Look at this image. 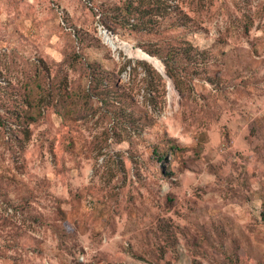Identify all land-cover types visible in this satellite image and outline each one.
<instances>
[{"label": "rangeland", "instance_id": "rangeland-1", "mask_svg": "<svg viewBox=\"0 0 264 264\" xmlns=\"http://www.w3.org/2000/svg\"><path fill=\"white\" fill-rule=\"evenodd\" d=\"M121 1L0 0V264H264V0H175L214 83L156 108Z\"/></svg>", "mask_w": 264, "mask_h": 264}, {"label": "trees", "instance_id": "trees-1", "mask_svg": "<svg viewBox=\"0 0 264 264\" xmlns=\"http://www.w3.org/2000/svg\"><path fill=\"white\" fill-rule=\"evenodd\" d=\"M174 2L175 0H123L120 5L117 4L109 9L103 23L109 29H113L115 26L128 28L133 34L150 36L157 34L160 41L140 44L141 48L150 56L140 50H137L135 55L138 54L139 58L145 61H148L149 58L158 57L164 63L166 73L180 95L186 97L188 93L194 90L193 81L200 75H206V80L211 83H214V80L207 75L209 72L206 69L205 58L199 57L200 53L195 51L193 44L177 41L178 35L172 36L179 28L185 26L186 22L184 21L187 18L180 6ZM159 32H168V34L166 37L165 35L161 37ZM204 63L205 65L201 68ZM128 64L131 65L132 62H128ZM127 66L124 65L122 69H127ZM139 68L144 73L141 82L147 87V95L150 96L152 104L156 108V99L161 95V87L165 90L164 77L147 62H136L133 71L137 76L140 73L138 72ZM92 69L93 67L90 68L91 72L88 75L89 84L83 90L82 95H87L89 98L98 95H134L131 92L134 90L132 86L131 91H126L117 81H112L109 73L101 69V64L96 69ZM67 87L63 91L59 88L57 90L58 95H77V93H68ZM128 120L130 123L136 124L133 117H128ZM137 122L140 124V120ZM175 149L178 147L174 144L171 146V150ZM164 157L159 156L158 159L163 161ZM163 235H165L164 231ZM160 252L164 254V247L160 249Z\"/></svg>", "mask_w": 264, "mask_h": 264}, {"label": "water", "instance_id": "water-1", "mask_svg": "<svg viewBox=\"0 0 264 264\" xmlns=\"http://www.w3.org/2000/svg\"><path fill=\"white\" fill-rule=\"evenodd\" d=\"M150 56V55H149ZM158 70V69H157ZM159 71V70H158ZM164 71H165V73H163V72H161V71H159L160 72V74L168 81V83H169V85H170V83H172V80L169 78V76L167 75V73H166V69H165V67H164Z\"/></svg>", "mask_w": 264, "mask_h": 264}, {"label": "bare ground", "instance_id": "bare-ground-1", "mask_svg": "<svg viewBox=\"0 0 264 264\" xmlns=\"http://www.w3.org/2000/svg\"><path fill=\"white\" fill-rule=\"evenodd\" d=\"M106 39H107V41H108L110 44H112L111 41H110V39H109L108 37H107ZM163 73H165V71H164Z\"/></svg>", "mask_w": 264, "mask_h": 264}]
</instances>
